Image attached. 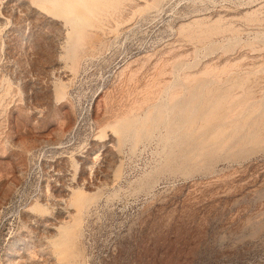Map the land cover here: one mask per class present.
<instances>
[{
  "label": "rangeland",
  "instance_id": "rangeland-1",
  "mask_svg": "<svg viewBox=\"0 0 264 264\" xmlns=\"http://www.w3.org/2000/svg\"><path fill=\"white\" fill-rule=\"evenodd\" d=\"M0 264H264V0H0Z\"/></svg>",
  "mask_w": 264,
  "mask_h": 264
},
{
  "label": "bare ground",
  "instance_id": "bare-ground-1",
  "mask_svg": "<svg viewBox=\"0 0 264 264\" xmlns=\"http://www.w3.org/2000/svg\"><path fill=\"white\" fill-rule=\"evenodd\" d=\"M67 17L69 18V22L75 26L76 29V35H72V41H71V48L75 49L78 46V42L82 41V44H86L87 35L85 33V29L82 27V21L81 19L83 16L87 17V15L84 13V11L79 7V5L76 7L75 11H69L66 13ZM85 24L87 25V21H85ZM129 126V122L125 124V127ZM58 148L57 145H54L53 148ZM70 203L75 208H79L80 213L84 212L88 204L90 203V197L83 194V193H73ZM77 206V207H76ZM40 209L42 211H45L46 208L44 206L40 205ZM83 216V215H82ZM82 218V217H81ZM79 220H82V219ZM70 223V222H69ZM68 222L64 225H62L59 228V238L54 243L56 246L60 247L62 249V253H70L74 254V239L77 238V227L79 224V221L75 219V222L73 224H69ZM76 242V241H75Z\"/></svg>",
  "mask_w": 264,
  "mask_h": 264
}]
</instances>
